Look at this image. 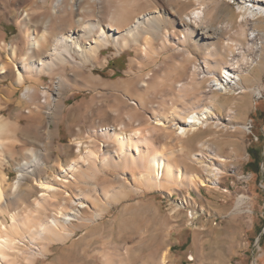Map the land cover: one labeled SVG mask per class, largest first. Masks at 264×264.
<instances>
[{
  "label": "bare ground",
  "instance_id": "1",
  "mask_svg": "<svg viewBox=\"0 0 264 264\" xmlns=\"http://www.w3.org/2000/svg\"><path fill=\"white\" fill-rule=\"evenodd\" d=\"M94 1L96 0H44L45 3L49 2L51 10L45 15H37L36 0H0V16L2 10L9 9L11 15H17V25L21 31L19 41L8 43L0 40V73L4 74L3 77L15 76L14 85L11 82L10 86L8 84L9 88L4 90L7 98L4 99L5 106L0 105V114L12 102L16 90L14 86L19 85L22 93L18 104H26V114L23 115L28 118L32 114L38 115L37 124L43 119L48 126L45 146L43 145L40 153L42 156L31 147L26 156L23 154L28 156L27 159L34 158L25 161L23 166L20 164L22 167L19 168V179L10 185V192L17 200L24 197L30 208H58L56 216H46L47 212L42 211L45 216L32 214L27 220L18 219L12 211L8 213L11 222H6L3 208L9 203L5 200L8 183L6 184L7 175L2 170L5 164L0 156V216H3L0 219V264H15L11 257L26 248L30 250L27 252L32 260L37 254H45L50 250L49 245L53 241L71 234L73 218L79 219L80 208L88 202L97 211H101L106 208V203L121 199L130 190H160L170 196L180 186H207L220 193H227V188L220 185L227 171L226 163L229 161L231 164L244 155L238 148L242 142L234 137L238 127L236 124L228 127L223 123L220 117L222 112L216 109V101L221 95L230 96L224 111L226 116L234 118L237 116V100L243 98L240 94L253 87L243 83L244 74L253 63L259 61L262 46L256 42V32L253 29L249 31L246 25L258 18H264V0H240V18L237 20L240 30L235 38L224 37L221 41L214 37L221 35L224 27L210 26L207 23L206 9L209 3L222 0H192L196 6L174 20L175 25H181L180 29L177 32L173 29L171 32H162L160 49L171 46L172 51L181 53V62L176 64L175 61L174 71L166 70L161 74L154 69L157 66L156 60L149 61L150 57L156 55L152 54L155 53L152 51L155 48L151 47L154 40L152 38L155 36L152 28L160 25V10L156 6V9H152V6V10L143 5L139 6V0H120L122 5L114 0H100L103 3L102 13L109 15V22L104 23L101 20L106 18L103 16L100 20L99 14H95ZM176 1L182 4L184 0ZM42 12L45 13L44 8ZM58 13L61 14L57 16ZM197 29L200 32L197 33ZM109 44L117 51L126 48L134 50V56L129 59V76L125 80L104 81L100 74L95 73L96 68L88 65L90 62L92 66H104L106 61L99 59V53ZM2 51L8 52L7 56L3 57ZM173 55L174 53H170L161 61ZM68 67L75 76L64 72ZM147 68L149 70L145 72ZM54 74L59 76L52 93L41 89L42 75L52 77ZM78 77L82 82L78 81ZM154 85L155 91L151 89ZM234 85L241 88L240 94L234 93ZM74 87L90 89L96 95H102L104 88L123 89L121 93L115 92L113 95L117 101L116 107L104 110L105 113L121 112L122 117L118 118L113 127L94 129L88 131V135L84 136L85 140L77 139L76 157L66 164L56 160L51 167L53 177H42L41 173L46 172L56 135L50 123H55L60 116V110L67 98L65 90ZM2 91L0 87V92ZM162 92L170 93L169 98L158 102L159 106L152 108L156 106H151L154 97L162 96ZM2 97L4 96L0 93V99ZM93 103L92 99L83 102V105L91 111ZM122 107L126 110L123 111ZM13 123L15 120L11 121L9 117L0 115V149L3 146L1 133L11 130ZM128 125H132L129 133L126 129ZM209 126H214L216 132L226 135L223 138L225 144L229 145V152L228 155H223L211 142L199 141L197 151L189 152L188 155L202 167V175L186 173L173 163L174 155L171 150L167 152L159 147V136L182 141L201 127ZM105 143H111L113 149L104 148ZM24 151L22 150L23 153ZM206 155L211 161L214 160L212 165L205 162ZM18 164L16 165L19 166ZM28 167H31L30 171H26ZM108 168L129 172L131 180L120 178L119 184L112 188H102L99 194H94L99 189L97 185L85 188V191H79L76 195L67 189L72 184L82 183L87 186L97 171ZM27 175L33 176V181L27 187L21 188L19 180ZM37 190L40 193L32 198ZM186 196L192 199L188 189ZM243 200L244 197L240 196L235 207ZM184 203L175 202L178 206H184ZM61 208H71L72 212ZM188 217L192 222L197 216L195 212L189 211ZM162 262H165V255Z\"/></svg>",
  "mask_w": 264,
  "mask_h": 264
},
{
  "label": "rangeland",
  "instance_id": "2",
  "mask_svg": "<svg viewBox=\"0 0 264 264\" xmlns=\"http://www.w3.org/2000/svg\"><path fill=\"white\" fill-rule=\"evenodd\" d=\"M96 1H94V10L95 14H99L98 19H102L104 16L103 18L106 19L100 20L105 21L104 23L109 22V15L102 13L103 3L100 0ZM114 1L119 5H122L123 2L122 0V2L120 0ZM239 1L222 0L208 4V8L206 9L208 11L207 23L214 27H224L221 31L222 36L215 35V40L221 41L224 37H231V39L236 37L240 30L239 23L237 22L240 18ZM35 4L37 15H45L47 11L51 10L48 6L49 2L45 3L44 0H36ZM182 4H179L176 0L138 1L139 6L143 5L148 9H151L152 6H154L152 9H156V6L161 12L162 19L158 21L160 25L152 28L155 33L154 37L156 38H152L154 40L152 41L153 43L151 42V47L152 49L155 48L152 50L155 53L152 54L156 55L153 56L154 58H149L151 62L156 60L157 66L154 69H157L156 71L160 74L166 70L174 71L176 64L181 62V53L172 51L171 46L162 50L159 47V43L162 38V32L165 30L171 32L172 29L177 32L181 25L179 27L175 25L174 20L178 19L180 14L183 16L187 10L196 6L192 3V0H184ZM42 7L45 13L42 12ZM8 10L1 11L3 15L1 14L0 16V40L10 43L12 41H19L21 31L17 25V15H11ZM60 14L58 13L57 16ZM98 19L96 16V20ZM246 27L249 31L253 29L256 32V42L262 46L259 61L253 63L248 72L244 74L243 83L253 87L246 90L245 93L240 94L241 88L238 85H234V93H239L243 96L242 99L237 100V116L234 118L226 116V111H224V107L230 101V96L221 95L216 101V109L222 112L220 117L223 123L227 124L228 127L232 124H236L238 127L234 137L242 142L238 148L244 153L239 160L233 161L231 164L228 161L227 165L225 164L227 174L225 173L220 185L222 188H227V193H220L218 190L208 188L207 186H197V188L180 186L174 189L170 196L160 190L135 192L130 190L121 199L106 203V208H102L101 211H97L88 202L84 206L85 208H80L81 215L79 219L73 218L72 226L70 227L71 234L69 236H64L65 238L62 237L63 239L53 241L49 245L50 250L45 254H37L33 260L29 257V252L27 251L30 250H27V248L26 250L16 252L15 256L11 257L13 263L264 264V18H258L247 24ZM198 32H200V29H197ZM7 53L2 51L1 55L4 54L3 57H5ZM170 53H174L175 56H170L168 59L161 61ZM200 55H202V51H200ZM133 56L134 50L132 48L117 51L109 44L99 53V59L105 60V65L99 67L96 65L92 66L90 62H88V65L96 68L95 73L100 74L102 80L116 82L125 80L129 76L127 72L130 70L129 59ZM77 59L79 60V58ZM85 70V73H87V69ZM148 70L149 68L145 69V72ZM64 72L72 77L75 76V73L69 67ZM3 75V73H0V87L4 91L6 88H9V83L12 82V85L15 82V76L3 77ZM58 76L59 74H54L52 77L42 75L41 89L51 91L50 93H52ZM78 81L82 82V79L78 77ZM14 87L16 90L13 94L12 102L8 104L6 109L1 111L2 115L9 117L11 121L15 120L17 124L13 123L11 130L1 133L3 146L0 149V156L5 164L2 170L7 175L6 184L8 183L6 185L8 190H6L5 200H7V203L9 201L8 206L3 208V211L6 213L3 215H5V221L8 223L11 222L8 213L12 211V213L17 215L18 219L27 220L32 214L42 217L44 212H47L45 213L46 216H56L58 209L30 208L25 203L26 199L24 197H20L17 200V197L10 192V185L19 179V168L23 166L25 161H30L34 158L29 157L27 159L28 156L25 157L28 149L30 147L36 149L39 152V156H42L40 153L45 146V132L48 128L43 119L37 124L36 117L38 115L32 114L31 118L23 115L26 114L24 109L26 104H18L22 93V90H20L21 86L15 85ZM155 88L154 85L151 89L155 91ZM122 90H117V88L110 89V87L104 88L102 89V95H96L94 91L84 87H74L65 90L64 94L67 98L63 103L64 107L60 110V116L55 123H50V126L55 129L56 135L48 158L49 165H46V172L41 173L42 177L44 175L53 177L51 167L55 164L56 160L66 164L73 157H76L78 149L76 148L75 141L77 139L85 140L84 136L88 135V131L99 130L108 126L113 127L117 123L118 118L122 117L121 112L105 113L104 110L116 107L117 101L113 95L121 93ZM3 91L0 92L1 96H4L0 99L1 107L5 106L4 99L7 96L6 92ZM162 93V96L154 97V102L151 103V106H156L152 108L159 106L158 102L169 98L170 93ZM92 99L94 103L90 111L83 105V102H88ZM122 109L124 111L125 107H122ZM126 129L127 133H129V129L132 131V125L126 126ZM223 136L224 138L226 137L225 134L216 132L214 126L213 128L209 126L201 127L193 135L182 141L161 136H159L158 141L160 143L159 147H162L164 151H172L174 155L172 161L174 164H177H175L176 166L188 174L202 175V167L195 163L188 153L196 152L198 148L197 143L207 140L217 147L223 155H228L229 145L225 144ZM99 143L102 145L101 140H99ZM104 148L111 150L113 149V145L105 143ZM22 150H25L24 153ZM23 154L26 155L24 156ZM10 159L12 160L10 161ZM204 160L207 165H212L214 161H211L207 155L204 157ZM30 169L31 167H28L26 171H30ZM129 174L127 171L123 173L118 168H108V170L97 171L89 180V185L85 186L82 183L78 185L72 184L67 189L73 195H76L79 191H85V188L97 185L99 189L94 194H99V190L102 188H112L114 185L119 184L120 178L125 177L130 181ZM32 177L27 175L22 180L20 179V187L24 188L30 185L33 181ZM186 188L192 195V199L187 198ZM39 193V190L34 192L32 198L38 196ZM240 196L244 197L243 204L241 203L236 208L235 205ZM5 200L3 203H5ZM175 202L185 203L184 206H178ZM61 209L72 212L71 208ZM189 211L195 212L197 216L192 222L189 221ZM2 217L1 215L0 219ZM71 228L73 229L71 230ZM233 240L238 242V250L235 251V256L232 255L234 253L232 251ZM164 255L165 262L163 263L162 259Z\"/></svg>",
  "mask_w": 264,
  "mask_h": 264
},
{
  "label": "crops",
  "instance_id": "3",
  "mask_svg": "<svg viewBox=\"0 0 264 264\" xmlns=\"http://www.w3.org/2000/svg\"><path fill=\"white\" fill-rule=\"evenodd\" d=\"M238 242H235V240H233L232 242V251L234 252L232 255L235 256V251L238 250ZM240 264V263H238Z\"/></svg>",
  "mask_w": 264,
  "mask_h": 264
},
{
  "label": "trees",
  "instance_id": "4",
  "mask_svg": "<svg viewBox=\"0 0 264 264\" xmlns=\"http://www.w3.org/2000/svg\"><path fill=\"white\" fill-rule=\"evenodd\" d=\"M108 65V64H107Z\"/></svg>",
  "mask_w": 264,
  "mask_h": 264
}]
</instances>
